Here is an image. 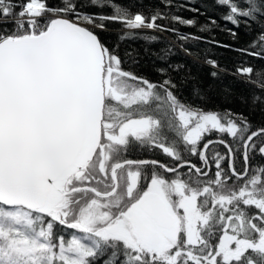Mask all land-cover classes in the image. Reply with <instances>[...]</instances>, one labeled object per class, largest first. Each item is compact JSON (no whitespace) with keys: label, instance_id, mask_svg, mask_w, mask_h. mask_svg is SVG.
Segmentation results:
<instances>
[{"label":"snow or ice","instance_id":"snow-or-ice-1","mask_svg":"<svg viewBox=\"0 0 264 264\" xmlns=\"http://www.w3.org/2000/svg\"><path fill=\"white\" fill-rule=\"evenodd\" d=\"M214 5L237 28L255 25L253 41L236 51L264 61V0ZM162 19L197 24L159 10L145 16L122 0H0V264H264V164L250 163L264 158V127L182 100L171 73L184 65L168 63L171 47L155 54L166 65L153 69L161 80L132 69L138 54L121 53L120 43L139 29L174 32L185 55L198 57L184 45L202 37ZM109 23L121 25L112 44L99 34ZM205 63L214 79L229 72ZM231 74L254 89L243 102L264 111V65ZM192 95L206 99L196 85ZM213 131L233 143L200 147ZM212 144L227 153H214L209 176ZM135 148L159 149L175 164L127 158Z\"/></svg>","mask_w":264,"mask_h":264},{"label":"trees","instance_id":"trees-1","mask_svg":"<svg viewBox=\"0 0 264 264\" xmlns=\"http://www.w3.org/2000/svg\"><path fill=\"white\" fill-rule=\"evenodd\" d=\"M55 0H49L54 3ZM122 3L131 6L133 12H143L145 16L152 14L153 10H159L171 16H180L185 19H196L197 24L194 27H188L170 20H158L157 23L166 25L168 28H175L180 33L193 34L202 37L199 41L189 40L184 46L189 48L198 57L186 56L180 47L182 41L177 40L176 33L171 31H155L150 29L135 30L137 38L130 39L120 43V51H132L138 54L139 64L132 65V69L138 75L146 76L151 81H159L162 79L153 69L157 66H166L162 61L156 59V53L161 49L171 47L173 55L170 56L168 63L182 64L183 69L180 72H172L176 83L179 85L178 95L182 100L192 101L201 104L206 110H212L223 113L230 110L232 113L243 114L253 125V130L257 127H264V111L259 107L255 110L248 103L243 102L242 98L251 95L254 89L244 81L246 77L234 76L236 67L240 64L245 66L251 65L254 68L264 65V61L258 60L252 56L242 54L236 49L247 48L256 35V27L250 31L243 24L239 28L230 22L224 21L221 17L224 9L214 5V0H122ZM191 9H199V12ZM85 11L97 13L103 11L108 13V9H98L95 7L86 8ZM211 20L216 21V26L210 24ZM209 24L210 31H199L200 26ZM109 31L99 33L101 38L109 44L117 41L116 31L121 28L118 23L107 24ZM229 29L236 32L235 37L229 33ZM144 35H153L157 39L149 42L143 39ZM220 45H229L230 47H222ZM206 59H212L218 62L222 68H226L229 72L221 73L218 79L210 76L211 67L205 63ZM126 68L129 65H125ZM186 83H181L185 77ZM199 86L205 93L206 99L200 101L192 95L193 86ZM225 89H230L231 94L227 95ZM218 136L214 131L205 135L204 139ZM220 136V135H219ZM222 137V136H221ZM225 137V136H223ZM222 144H212L211 147L220 146ZM264 164V161H262ZM72 230H66L67 236Z\"/></svg>","mask_w":264,"mask_h":264},{"label":"flooded vegetation","instance_id":"flooded-vegetation-1","mask_svg":"<svg viewBox=\"0 0 264 264\" xmlns=\"http://www.w3.org/2000/svg\"><path fill=\"white\" fill-rule=\"evenodd\" d=\"M221 136L218 135V137H212V138H207L204 139L203 141H201L200 143V147H203V143L211 140V139H215V138H220L223 139L225 141H228V143H233L232 138H230L227 134H221V133H217ZM225 136V137H223ZM216 141V140H214ZM220 152L221 154H226L227 153V149L224 147V145H220V146H214L211 147V145L209 146V150L206 153V155L209 157V165L211 168V171H209V176L214 175L215 172V163L214 161L211 159V157L214 155L215 152ZM237 156L239 157V153H237ZM127 158L129 159H156L162 163L168 164L169 166H172L175 164L174 161H172L171 158L165 156L159 149H152V150H148V149H139V148H135L133 150H131L130 152L127 153ZM186 158L188 160L191 161L192 164H195L197 167H202L203 168V164L200 161L198 156H193V155H187ZM262 161H264V158H261L260 156H256L255 159L251 160L250 163L255 165L257 162H260L262 164ZM237 167L238 169L242 170V160L237 159ZM222 167L227 170L228 167V160L225 159L224 161H222ZM161 172L163 170H160ZM179 171L183 174V173H188V167L185 166L184 168L179 169ZM164 175L168 176L169 178H171L174 174L173 173H164ZM207 179V178H204ZM229 183H231V181H229Z\"/></svg>","mask_w":264,"mask_h":264},{"label":"water","instance_id":"water-1","mask_svg":"<svg viewBox=\"0 0 264 264\" xmlns=\"http://www.w3.org/2000/svg\"><path fill=\"white\" fill-rule=\"evenodd\" d=\"M255 130V129H254ZM217 139H220V138H215V139H211L212 141H214V140H217Z\"/></svg>","mask_w":264,"mask_h":264},{"label":"rangeland","instance_id":"rangeland-1","mask_svg":"<svg viewBox=\"0 0 264 264\" xmlns=\"http://www.w3.org/2000/svg\"><path fill=\"white\" fill-rule=\"evenodd\" d=\"M215 132V131H214ZM215 133H218V132H215ZM219 135V134H218ZM221 136V135H220ZM216 137H218V136H216ZM215 163V162H214Z\"/></svg>","mask_w":264,"mask_h":264}]
</instances>
